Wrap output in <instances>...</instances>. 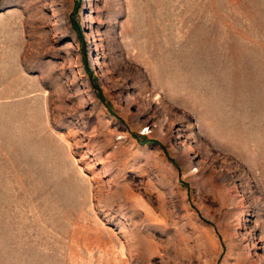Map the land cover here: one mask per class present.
<instances>
[{
    "label": "rangeland",
    "instance_id": "1",
    "mask_svg": "<svg viewBox=\"0 0 264 264\" xmlns=\"http://www.w3.org/2000/svg\"><path fill=\"white\" fill-rule=\"evenodd\" d=\"M0 264H264V0H0Z\"/></svg>",
    "mask_w": 264,
    "mask_h": 264
}]
</instances>
